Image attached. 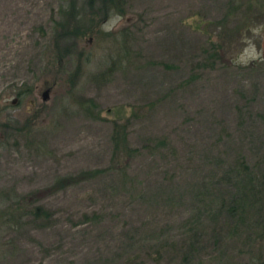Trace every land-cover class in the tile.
Returning a JSON list of instances; mask_svg holds the SVG:
<instances>
[{
    "label": "rangeland",
    "instance_id": "1",
    "mask_svg": "<svg viewBox=\"0 0 264 264\" xmlns=\"http://www.w3.org/2000/svg\"><path fill=\"white\" fill-rule=\"evenodd\" d=\"M69 6L0 0V264H264V0Z\"/></svg>",
    "mask_w": 264,
    "mask_h": 264
},
{
    "label": "trees",
    "instance_id": "2",
    "mask_svg": "<svg viewBox=\"0 0 264 264\" xmlns=\"http://www.w3.org/2000/svg\"><path fill=\"white\" fill-rule=\"evenodd\" d=\"M69 2V7L70 10L69 14L71 15V21H69L67 23V25H64L63 22L59 23L60 24V31L58 32V34L56 35V45H55V49H56V53H58V55L56 57H58L56 59V61L61 62L63 55L69 53V47H67L68 45H63L61 46L59 41L62 39L64 40V38H72L74 40V43L77 39H79L84 33L85 30H88L90 32L89 35H92L94 32H96L95 30H97V28L100 27L101 23H103L105 20H107L108 18H110L111 15H116V16H124V10H125V5L127 3V0H84L83 1V7L84 9L86 8L88 11V18L86 19L85 15L82 16L81 18V9H80V5L79 2L77 0H66ZM86 11V12H87ZM97 18H101V19H97ZM84 20H87L86 22V26L84 25V27L86 29L81 28L79 25L83 24ZM57 24V23H56ZM130 28V27H129ZM129 36V29L128 27L120 30V34L118 33L116 36V40H122L121 41V49H125L127 48V38ZM60 38V39H59ZM115 40V38H114ZM119 45V43H118ZM64 52V53H63ZM73 52V51H72ZM62 53V54H60ZM79 55H81V53H78L77 56L79 57ZM25 94L24 90H20L18 91L17 95L18 96H23ZM112 141H113V149L117 152L119 149H125L128 152H132V153H139L138 148H130L128 147L127 143H126V136L123 135V133L119 132L118 128H115V130L113 131V134L111 136ZM157 144H164L163 140H158ZM232 169L234 171V173L241 177V179L244 180V182L241 183V185L246 186L245 183H247L248 181H251V173H250V168L249 166L245 163L244 159L242 157H239L237 159V161L234 163V165L232 166ZM231 169V170H232ZM102 169H98V170H94V171H87L85 174L88 176H92L95 175L97 173H102ZM123 176H126V173L124 174L122 172ZM58 183L61 182V179L57 180ZM244 193H242L241 195L238 196H242L245 195L244 197L240 198L239 201H241V199L246 197L247 192H249V190H244ZM246 192V193H245ZM6 195V194H5ZM4 195V197H5ZM8 196V195H7ZM3 197V200H6V198ZM237 201L232 199L231 203L229 202L227 209L228 212L230 213H235L237 210ZM34 216L37 217H45V219L47 217H49V213L44 211L43 209L37 207L35 209L32 210L31 212ZM238 214V213H237ZM239 218L242 220V216L241 214H238ZM9 218H14V215L11 214L9 216ZM20 219H22V215L20 217ZM258 226V231H257V236H260L261 238H264V221L257 223ZM239 231V229L234 228V234H237Z\"/></svg>",
    "mask_w": 264,
    "mask_h": 264
},
{
    "label": "water",
    "instance_id": "3",
    "mask_svg": "<svg viewBox=\"0 0 264 264\" xmlns=\"http://www.w3.org/2000/svg\"><path fill=\"white\" fill-rule=\"evenodd\" d=\"M49 89L47 88V89H45L43 92H42V99L43 100H47L48 99V97H49Z\"/></svg>",
    "mask_w": 264,
    "mask_h": 264
}]
</instances>
